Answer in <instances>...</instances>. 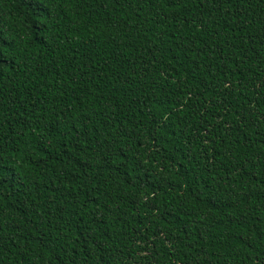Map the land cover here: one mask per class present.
Listing matches in <instances>:
<instances>
[{"label":"trees","instance_id":"1","mask_svg":"<svg viewBox=\"0 0 264 264\" xmlns=\"http://www.w3.org/2000/svg\"><path fill=\"white\" fill-rule=\"evenodd\" d=\"M0 264H264V0H0Z\"/></svg>","mask_w":264,"mask_h":264}]
</instances>
